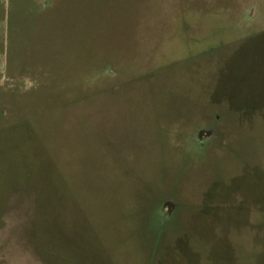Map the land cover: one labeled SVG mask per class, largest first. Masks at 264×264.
<instances>
[{
  "label": "rangeland",
  "instance_id": "rangeland-1",
  "mask_svg": "<svg viewBox=\"0 0 264 264\" xmlns=\"http://www.w3.org/2000/svg\"><path fill=\"white\" fill-rule=\"evenodd\" d=\"M0 264H264V0H0Z\"/></svg>",
  "mask_w": 264,
  "mask_h": 264
}]
</instances>
